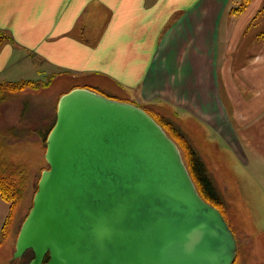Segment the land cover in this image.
Instances as JSON below:
<instances>
[{"label": "crops", "instance_id": "1", "mask_svg": "<svg viewBox=\"0 0 264 264\" xmlns=\"http://www.w3.org/2000/svg\"><path fill=\"white\" fill-rule=\"evenodd\" d=\"M262 7L264 0L243 11L232 0H0V82L50 84L11 95L23 105L11 100L0 113L24 114L27 145L43 144L60 98L76 87L202 125H264V28L246 35ZM65 77L72 82L54 89Z\"/></svg>", "mask_w": 264, "mask_h": 264}, {"label": "water", "instance_id": "2", "mask_svg": "<svg viewBox=\"0 0 264 264\" xmlns=\"http://www.w3.org/2000/svg\"><path fill=\"white\" fill-rule=\"evenodd\" d=\"M45 158L14 259L32 251L27 264H234L233 229L144 108L70 90Z\"/></svg>", "mask_w": 264, "mask_h": 264}, {"label": "rangeland", "instance_id": "3", "mask_svg": "<svg viewBox=\"0 0 264 264\" xmlns=\"http://www.w3.org/2000/svg\"><path fill=\"white\" fill-rule=\"evenodd\" d=\"M242 2L243 0H232V6L238 7ZM261 11L264 12V7ZM263 28L264 18L256 17L248 25L246 35L254 34ZM248 43L247 37L245 45ZM72 80L71 77L57 80L54 89ZM46 81L49 80H43L40 86L27 89L48 88L50 84L47 85ZM21 92L3 94L0 96V106L11 100H15L12 103H16V106L23 105L24 100L21 97L10 98L11 95ZM56 98L58 97H54L53 100ZM34 106L32 103L31 108ZM146 108L168 125H172L176 133L181 135L179 138L189 142L197 150L199 157L205 161L208 174L222 199L225 218L237 238L238 252L234 264H264V125H202L189 114L167 110L157 104H149ZM10 111L13 112L12 109ZM2 113H0L2 142L0 160L21 165L27 177V185L9 223V237L0 246V264H27L29 256L14 259L13 254L20 228L33 205L41 173L48 167L47 159L44 157L47 134L43 137V144H21L26 142L22 134L32 125H23L25 117L24 114L20 115L18 110L5 116ZM13 179L18 181L17 177ZM1 201L4 204H0V218L3 205L7 217L9 203ZM4 221H0V242L3 240L1 226Z\"/></svg>", "mask_w": 264, "mask_h": 264}, {"label": "trees", "instance_id": "4", "mask_svg": "<svg viewBox=\"0 0 264 264\" xmlns=\"http://www.w3.org/2000/svg\"><path fill=\"white\" fill-rule=\"evenodd\" d=\"M251 1L252 0H243L240 6L235 7V10H245ZM37 85H39V82L35 80L0 82V96L6 93L21 92L27 88L36 87ZM145 110L163 126L167 133L177 142L179 147H181L185 162L201 196L211 204L217 206L224 215L222 199L213 179L208 174L205 161L199 157L197 150L189 142L179 138L181 135L178 132L176 133V129L172 125H168L162 118L159 119L160 117L154 115L149 109ZM50 131L51 129L48 131L45 141L47 140ZM1 146L2 142L0 140V147ZM15 177L18 178L17 182L14 179L12 180V178ZM26 180L27 177L25 176V171L21 165H15L7 160H0V196L9 203V213L2 227L3 240L0 242V246L9 237V223L12 221L15 211L24 195V190L27 185ZM24 256H29L31 259L33 257V252L27 251Z\"/></svg>", "mask_w": 264, "mask_h": 264}]
</instances>
